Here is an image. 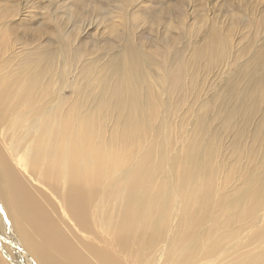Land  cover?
<instances>
[{"label": "bare ground", "instance_id": "1", "mask_svg": "<svg viewBox=\"0 0 264 264\" xmlns=\"http://www.w3.org/2000/svg\"><path fill=\"white\" fill-rule=\"evenodd\" d=\"M20 15L0 0V264H264V66L200 101L138 47L33 50Z\"/></svg>", "mask_w": 264, "mask_h": 264}, {"label": "rangeland", "instance_id": "2", "mask_svg": "<svg viewBox=\"0 0 264 264\" xmlns=\"http://www.w3.org/2000/svg\"><path fill=\"white\" fill-rule=\"evenodd\" d=\"M13 1L20 9L17 22L22 29L43 26L41 42L30 45L33 50L48 48L50 44L59 46L68 31L75 32L74 42L89 46L76 51L81 55L97 54L96 50L106 45H114V51L122 48L128 53L138 47L143 50L153 74H164L158 60L175 65L170 69L172 74L168 72L165 76L170 85L182 83L180 71L184 69L189 74L187 79L201 78L200 101H208L215 91L225 97L235 94L245 73L256 74L264 66V0ZM221 38L227 46L221 67L201 68L202 59L191 60L195 54L200 56V50H206L208 41L213 40L217 45ZM74 46L81 48L73 43ZM183 60L186 66H182ZM63 95L71 97V88H65ZM244 187L226 188L224 193L238 199L245 192Z\"/></svg>", "mask_w": 264, "mask_h": 264}]
</instances>
